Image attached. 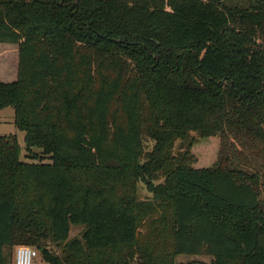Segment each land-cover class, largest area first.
Instances as JSON below:
<instances>
[{"label":"trees","instance_id":"16d2710c","mask_svg":"<svg viewBox=\"0 0 264 264\" xmlns=\"http://www.w3.org/2000/svg\"><path fill=\"white\" fill-rule=\"evenodd\" d=\"M0 44L18 57L0 110L50 161L0 136V264L18 246L43 264H264V0H0ZM191 134L219 140L211 167Z\"/></svg>","mask_w":264,"mask_h":264},{"label":"rangeland","instance_id":"374dc122","mask_svg":"<svg viewBox=\"0 0 264 264\" xmlns=\"http://www.w3.org/2000/svg\"><path fill=\"white\" fill-rule=\"evenodd\" d=\"M17 46L0 44V82L11 83L16 80V74L13 79L8 76L17 70ZM13 109L7 107L0 111V136H16L21 148L22 156L25 157L28 163H50L47 157H44L40 150L32 149L30 152L25 151L24 133L16 129L13 124ZM194 139V145L190 152L194 157V168H208L211 167L217 158L219 151V140L216 138H199L195 134H191ZM178 145L174 148V153L178 152ZM153 150V143L150 141L143 142V154H149ZM143 155L141 161L144 162L146 157ZM162 183V180L154 182V185ZM138 197L141 200L151 199L152 195L148 192L147 187L143 183L138 184ZM84 230L83 226H71L69 239L79 237L80 233ZM211 258L205 255L198 256H178L174 259L173 264H210ZM34 264H43L42 258L38 256L34 260Z\"/></svg>","mask_w":264,"mask_h":264},{"label":"built area","instance_id":"2783aa9c","mask_svg":"<svg viewBox=\"0 0 264 264\" xmlns=\"http://www.w3.org/2000/svg\"><path fill=\"white\" fill-rule=\"evenodd\" d=\"M38 256L35 249L28 246H18L14 252L13 264H34Z\"/></svg>","mask_w":264,"mask_h":264},{"label":"crops","instance_id":"0c3cea01","mask_svg":"<svg viewBox=\"0 0 264 264\" xmlns=\"http://www.w3.org/2000/svg\"><path fill=\"white\" fill-rule=\"evenodd\" d=\"M17 69V68H16ZM15 74H17V70H15V72L14 73H10V75L8 76L10 79H13V77H14V75ZM1 111V110H0ZM21 160L23 161V162H25V163H28L27 161V159L25 158V157H23L22 156V154H21ZM15 249L16 248H14L13 250H12V255H11V264H13V258H14V252H15Z\"/></svg>","mask_w":264,"mask_h":264}]
</instances>
